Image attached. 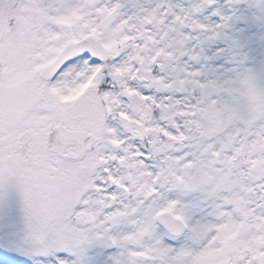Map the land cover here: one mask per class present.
Returning <instances> with one entry per match:
<instances>
[{
    "label": "snow or ice",
    "instance_id": "obj_1",
    "mask_svg": "<svg viewBox=\"0 0 264 264\" xmlns=\"http://www.w3.org/2000/svg\"><path fill=\"white\" fill-rule=\"evenodd\" d=\"M0 264H264V0H0Z\"/></svg>",
    "mask_w": 264,
    "mask_h": 264
}]
</instances>
